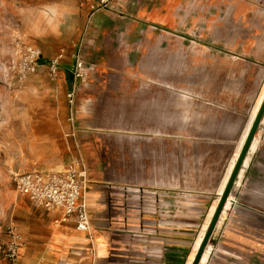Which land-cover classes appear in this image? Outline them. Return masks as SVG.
<instances>
[{"label":"crops","instance_id":"obj_1","mask_svg":"<svg viewBox=\"0 0 264 264\" xmlns=\"http://www.w3.org/2000/svg\"><path fill=\"white\" fill-rule=\"evenodd\" d=\"M99 2L28 4L53 25H88L68 162L29 169H64L81 151L92 228L22 195L14 264H193L264 100V0H212L210 25H188V0ZM74 63L58 77L68 114ZM200 264H264V118Z\"/></svg>","mask_w":264,"mask_h":264},{"label":"rangeland","instance_id":"obj_2","mask_svg":"<svg viewBox=\"0 0 264 264\" xmlns=\"http://www.w3.org/2000/svg\"><path fill=\"white\" fill-rule=\"evenodd\" d=\"M33 1L0 0V241L15 218L16 201L24 197L16 189L14 173L26 171L35 164L50 166L68 162L66 85L59 78L51 79L48 64L61 53L64 54L61 66L69 59L72 63L74 55L80 50L82 53L88 31V25L79 31L75 25L48 23L54 19L53 14L39 16L27 12L28 4ZM188 1V25H210L212 0ZM37 20L48 24L37 25ZM237 25L257 24L245 21ZM184 35L195 37L190 31ZM25 43L41 49L43 62L36 73L21 82L14 76L12 64L16 48ZM84 60L86 63L85 57ZM134 144L126 143V149L131 152ZM122 145L114 141L107 148L116 152L123 149ZM143 146L146 150V143ZM108 160L116 164L125 159ZM131 163L129 158L127 164Z\"/></svg>","mask_w":264,"mask_h":264},{"label":"built area","instance_id":"obj_3","mask_svg":"<svg viewBox=\"0 0 264 264\" xmlns=\"http://www.w3.org/2000/svg\"><path fill=\"white\" fill-rule=\"evenodd\" d=\"M111 0H100L97 7H106ZM75 63L72 68L74 83L67 93L69 105V121L71 131L67 136H76V98L78 84L85 76V60L81 50L74 55ZM64 54L52 58L48 64L51 79L57 80ZM42 61L41 49L30 43L21 44L16 48L12 64L14 76L23 81L36 73ZM17 191L28 197L36 206L48 211H61L64 219L76 216L77 228L89 232L92 228L91 214L86 194L90 187V174L86 160L80 155L74 157L68 165L61 170H44L32 168L17 172L13 175ZM23 245L22 235L16 224L7 227L6 237L0 241V256L14 264L20 257Z\"/></svg>","mask_w":264,"mask_h":264},{"label":"water","instance_id":"obj_4","mask_svg":"<svg viewBox=\"0 0 264 264\" xmlns=\"http://www.w3.org/2000/svg\"><path fill=\"white\" fill-rule=\"evenodd\" d=\"M263 118H264V100H263L262 105L260 107V110H259V112H258V114L256 116V119H255L254 124L252 126V129H251V131L249 133V136H248V138H247V140L245 142V145H244V147H243V149H242V151L240 153V156L237 159V162H236V165L234 167V170H233V172L231 174V177H230V179L228 181V184H227V186H226V188H225V190L223 192V195H222V197L220 199V202L218 204V207H217V209H216V211H215V213L213 215V218H212V220H211V222L209 224V227H208V229H207V231L205 233L203 241H202V243H201V245H200V247L198 249V252L196 254V257L194 259L193 264H200V262H201V260L203 258V255H204V253H205V251H206V249L208 247L209 241L211 239L212 233H213V231H214V229H215V227H216V225H217V223L219 221L221 213H222V211H223V209H224V207H225V205H226V203L228 201L230 193H231V191H232V189L234 187V184H235V182L237 180V177H238V175L240 173V170H241V168H242V166L244 164L245 158H246V156H247V154H248V152H249V150H250V148H251V146L253 144L254 138H255V136H256V134L258 132V129L260 127V124H261Z\"/></svg>","mask_w":264,"mask_h":264}]
</instances>
